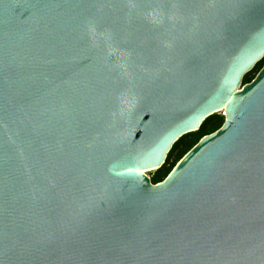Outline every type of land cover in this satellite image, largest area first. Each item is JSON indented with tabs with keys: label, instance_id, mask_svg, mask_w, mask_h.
Listing matches in <instances>:
<instances>
[{
	"label": "water",
	"instance_id": "95a60500",
	"mask_svg": "<svg viewBox=\"0 0 264 264\" xmlns=\"http://www.w3.org/2000/svg\"><path fill=\"white\" fill-rule=\"evenodd\" d=\"M263 57L264 0H0V264H264Z\"/></svg>",
	"mask_w": 264,
	"mask_h": 264
},
{
	"label": "trees",
	"instance_id": "16d2710c",
	"mask_svg": "<svg viewBox=\"0 0 264 264\" xmlns=\"http://www.w3.org/2000/svg\"><path fill=\"white\" fill-rule=\"evenodd\" d=\"M264 64V57L256 63V65L246 73L242 78V83L250 82L259 69ZM224 121V117L219 114H212L205 118L196 131L188 132L176 140L170 148L164 164L152 172L150 180L153 184L162 181L175 166V164L190 150L203 136L217 130Z\"/></svg>",
	"mask_w": 264,
	"mask_h": 264
},
{
	"label": "rangeland",
	"instance_id": "374dc122",
	"mask_svg": "<svg viewBox=\"0 0 264 264\" xmlns=\"http://www.w3.org/2000/svg\"><path fill=\"white\" fill-rule=\"evenodd\" d=\"M153 171H154V170H151V171H145L144 173H145L147 176L151 177Z\"/></svg>",
	"mask_w": 264,
	"mask_h": 264
},
{
	"label": "built area",
	"instance_id": "2783aa9c",
	"mask_svg": "<svg viewBox=\"0 0 264 264\" xmlns=\"http://www.w3.org/2000/svg\"><path fill=\"white\" fill-rule=\"evenodd\" d=\"M218 113L224 117V111L223 110H222V112H218Z\"/></svg>",
	"mask_w": 264,
	"mask_h": 264
},
{
	"label": "bare ground",
	"instance_id": "6f19581e",
	"mask_svg": "<svg viewBox=\"0 0 264 264\" xmlns=\"http://www.w3.org/2000/svg\"><path fill=\"white\" fill-rule=\"evenodd\" d=\"M219 112H222V110H220Z\"/></svg>",
	"mask_w": 264,
	"mask_h": 264
}]
</instances>
